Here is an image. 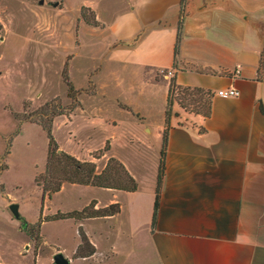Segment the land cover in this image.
I'll return each mask as SVG.
<instances>
[{"label":"crops","instance_id":"crops-1","mask_svg":"<svg viewBox=\"0 0 264 264\" xmlns=\"http://www.w3.org/2000/svg\"><path fill=\"white\" fill-rule=\"evenodd\" d=\"M38 2L57 21L71 8L76 31L84 29L91 39L94 90L86 96L97 102L93 117L112 129L104 145L91 149H103L100 158L91 159L100 161L97 172L115 157L137 183L134 191L63 184L53 197L69 185L96 191L74 210L92 201L96 208L121 205L111 216L66 219L84 229L89 219L124 217L132 230L127 234L132 264H264V0ZM77 37L81 49L84 42ZM172 80L211 92L209 116L175 103L167 123ZM229 88L239 94H217ZM98 191L108 199L102 201ZM15 203L27 217L24 203ZM41 217L42 212L38 219L27 218Z\"/></svg>","mask_w":264,"mask_h":264},{"label":"rangeland","instance_id":"rangeland-1","mask_svg":"<svg viewBox=\"0 0 264 264\" xmlns=\"http://www.w3.org/2000/svg\"><path fill=\"white\" fill-rule=\"evenodd\" d=\"M42 7L38 0H0V264H55L58 252L71 264H132L127 237L132 230L123 224L124 217L84 222L83 230L97 249L91 258L76 255L81 244L78 222L51 220L57 212L81 209L96 194L94 189L69 185L52 199L37 184V176L47 169L45 127L52 128L59 147L75 152L80 160L100 158L103 149H91L112 136L105 120L91 114L97 102L86 96L94 90L91 39L84 29L76 31L71 8L57 21L47 5ZM85 14L93 25V17ZM79 35L84 42L81 49L76 46ZM182 94L175 92L174 98L181 99L186 110H203L200 102ZM111 115L121 116L116 111ZM106 145L109 149V141ZM116 151H123L121 142ZM96 162L97 167L100 161ZM97 195L108 199L100 191ZM17 201L24 203L30 219H38L42 212L41 221L31 222L23 213L26 224L17 220L9 207ZM82 246V252L90 250Z\"/></svg>","mask_w":264,"mask_h":264},{"label":"trees","instance_id":"trees-1","mask_svg":"<svg viewBox=\"0 0 264 264\" xmlns=\"http://www.w3.org/2000/svg\"><path fill=\"white\" fill-rule=\"evenodd\" d=\"M175 92H177L178 94L183 93L181 96L185 97V99H187V97H191L192 100L200 102V104H202L203 106V110L197 111V113L209 116L210 102L209 98H206V95H212L211 92H207L198 88L181 87L177 85L174 80H172L166 111L167 123L170 121L173 112V106L175 103L180 104L186 109V104L180 101L181 99L174 98ZM45 130L47 132V137L49 140L47 169L44 175L42 174L40 176H37L36 181L37 184L42 187L44 194L49 198H51L52 195L56 192L60 191L64 183H76L128 191H134L137 189V183L134 177L130 174L123 163H121L115 157H110L104 169L101 172H97V167L94 161L80 160L76 156L64 150H61L57 140L52 133V128L45 127ZM166 142L167 135L165 132L162 151L163 157L161 159L158 174L155 212L158 208L159 192L162 183V177L164 174V151ZM105 149L108 150L107 146ZM120 210L121 205L119 203H112L103 208H96V202L92 201L82 210H74L66 213L58 212L52 216L51 220L66 218L85 219L111 216L118 213ZM40 221H38V223ZM79 234L81 237V244L78 247L76 255L78 257L92 256L96 251L95 246L90 242L86 232L82 227L80 228ZM82 245H88L90 247V250H88L87 252H82Z\"/></svg>","mask_w":264,"mask_h":264},{"label":"water","instance_id":"water-1","mask_svg":"<svg viewBox=\"0 0 264 264\" xmlns=\"http://www.w3.org/2000/svg\"><path fill=\"white\" fill-rule=\"evenodd\" d=\"M10 210L15 216V218L24 224H26V218L21 214L18 203H12L10 206ZM54 263L55 264H71V260L65 256L62 252H58L54 255Z\"/></svg>","mask_w":264,"mask_h":264},{"label":"built area","instance_id":"built-area-1","mask_svg":"<svg viewBox=\"0 0 264 264\" xmlns=\"http://www.w3.org/2000/svg\"><path fill=\"white\" fill-rule=\"evenodd\" d=\"M172 74V72H170ZM217 94L222 97L237 96L239 92L235 88L220 89Z\"/></svg>","mask_w":264,"mask_h":264}]
</instances>
